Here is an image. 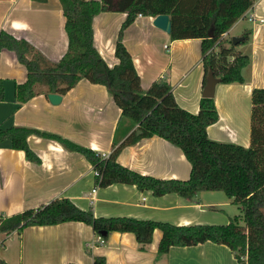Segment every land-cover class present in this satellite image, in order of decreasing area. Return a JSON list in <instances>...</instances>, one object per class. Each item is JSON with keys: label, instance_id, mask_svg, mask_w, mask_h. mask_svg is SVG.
Wrapping results in <instances>:
<instances>
[{"label": "crops", "instance_id": "0c3cea01", "mask_svg": "<svg viewBox=\"0 0 264 264\" xmlns=\"http://www.w3.org/2000/svg\"><path fill=\"white\" fill-rule=\"evenodd\" d=\"M251 14L256 21L249 20ZM126 16L119 11L101 12L93 20L95 46L110 66L119 62L115 46ZM154 18L137 16L124 32L123 41L133 56L142 86L148 89L156 79L167 76L178 104L198 113L206 83L201 39L173 40L170 33L153 23ZM65 21L60 0H0V30L27 40L51 62L59 61L67 52ZM234 30L235 36L245 39L250 32L249 40L235 45V51L250 49L252 64L243 69L245 83L217 84L219 120L208 127V134L214 140L249 147L252 90L264 87V0H257L214 49L228 44ZM0 77L5 88V97L0 100L3 129L25 126L53 133L109 156L138 128L122 114L106 85L86 78L61 94L58 104H53L46 93L19 102L16 88L27 80L28 71L16 52L7 48L0 51ZM28 143L39 162L14 148L10 140L0 144V218L66 197L82 209L92 207L95 216H131L179 225L218 224L231 216L225 210H206L205 206L238 204L228 197L205 202L201 199L204 191L189 198L174 192L155 196L135 184L97 186L94 166L83 153L37 133L29 135ZM117 160L139 173L162 179H188L191 174V163L181 148L158 135L125 146ZM96 238L93 227L83 221L28 226L9 234L0 231V259L7 264H93V256L100 255L107 264H242L231 248L212 241L172 246L168 253L159 254L160 229H155L145 250L133 232H112L104 243Z\"/></svg>", "mask_w": 264, "mask_h": 264}, {"label": "trees", "instance_id": "16d2710c", "mask_svg": "<svg viewBox=\"0 0 264 264\" xmlns=\"http://www.w3.org/2000/svg\"><path fill=\"white\" fill-rule=\"evenodd\" d=\"M66 17L69 44L57 62L49 61L25 39L0 30V51L16 52L28 71L25 82L17 85L16 99L24 103L38 93H67L86 78L106 85L122 114L138 124L108 157L62 136L25 126L0 127V144L10 140L12 146L25 151L30 160L40 159L30 148L31 133L54 138L67 148L83 153L93 164L97 186L113 183L135 184L140 190H151L155 196L177 193L194 197L201 191L222 190L228 198L243 206V214L235 215L227 224H174L131 216H95L93 208L77 206L69 198H57L38 208H28L0 218V231L11 233L28 226L56 225L67 221H83L96 234L108 239L112 232H133L142 250L153 240L155 229L162 231L158 252L166 254L172 246H192L212 241L225 244L235 252L242 264H264V87L252 90L251 144L245 147L209 137L208 127L219 120L215 97H202L198 113L181 107L167 76L156 79L144 89L131 52L125 45L124 32L139 14L156 17L169 14L173 40L200 38L204 83L210 69L221 83L246 82L244 68L252 64L251 50L235 51V45L214 49L222 35L253 7L257 0H60ZM127 14L116 41L119 62L110 66L95 46L94 17L101 12ZM246 42L250 32L246 33ZM241 43V42H240ZM239 43V44H240ZM5 88L0 77V100ZM158 135L180 147L191 163L188 179H162L139 173L117 160L120 151L144 137ZM93 264H107L106 258L93 256ZM0 264H7L0 259Z\"/></svg>", "mask_w": 264, "mask_h": 264}, {"label": "water", "instance_id": "95a60500", "mask_svg": "<svg viewBox=\"0 0 264 264\" xmlns=\"http://www.w3.org/2000/svg\"><path fill=\"white\" fill-rule=\"evenodd\" d=\"M153 23L157 27L167 31L168 33H170L172 30V21H171V17L169 14L157 15L154 18ZM244 40H245V36H233L232 43L233 45H237ZM220 82H221V79L215 75L212 69H210L207 75L206 83L203 88L202 96L203 97H215L216 86ZM48 97L53 104H58L62 100V95L58 92L48 93ZM141 133H142L141 129L136 130L137 135Z\"/></svg>", "mask_w": 264, "mask_h": 264}, {"label": "rangeland", "instance_id": "374dc122", "mask_svg": "<svg viewBox=\"0 0 264 264\" xmlns=\"http://www.w3.org/2000/svg\"><path fill=\"white\" fill-rule=\"evenodd\" d=\"M235 34H236L235 30L230 33L229 38L227 40L229 43L226 44L227 46L230 47L231 46L230 43L233 45L232 38H233V36H235ZM204 192L205 193L202 194L201 199H203L205 202L208 200L211 201L214 199H218V200L219 199H221V200L227 199L225 192L222 190H215V191L210 190V191H204ZM240 206H241V208H239L238 204L230 203L228 206H216L215 208L205 206V209L206 210L222 209V210H225L231 216V218H234V216L236 214L237 215L243 214V206L242 205H240ZM231 220L232 219H229V221H226L225 223L222 221L221 223H218V224H226V223L230 222Z\"/></svg>", "mask_w": 264, "mask_h": 264}, {"label": "built area", "instance_id": "2783aa9c", "mask_svg": "<svg viewBox=\"0 0 264 264\" xmlns=\"http://www.w3.org/2000/svg\"><path fill=\"white\" fill-rule=\"evenodd\" d=\"M141 14H139L140 16ZM249 20L250 21H256V17L254 15H249ZM167 46V45H166ZM104 157H108V155L104 154ZM95 175H98V172L96 171L95 172ZM93 191H96V189H93ZM97 241L100 242V243H104L105 239L101 236V235H98L97 234Z\"/></svg>", "mask_w": 264, "mask_h": 264}]
</instances>
